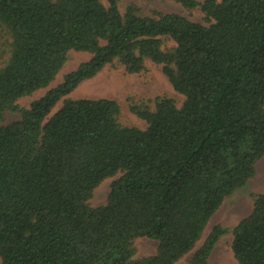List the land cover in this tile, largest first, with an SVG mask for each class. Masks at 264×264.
I'll return each instance as SVG.
<instances>
[{"label": "trees", "instance_id": "1", "mask_svg": "<svg viewBox=\"0 0 264 264\" xmlns=\"http://www.w3.org/2000/svg\"><path fill=\"white\" fill-rule=\"evenodd\" d=\"M199 9L138 13L123 0H0V264H176L264 157V0H173ZM168 41L173 45L167 46ZM71 51L91 57L55 80ZM162 67L181 104L68 98L108 65ZM61 107L53 114L55 106ZM117 176V177H116ZM107 200L90 204L113 178ZM216 225L187 264H209ZM239 264H264V192L233 228ZM157 242L136 257L137 238Z\"/></svg>", "mask_w": 264, "mask_h": 264}, {"label": "rangeland", "instance_id": "2", "mask_svg": "<svg viewBox=\"0 0 264 264\" xmlns=\"http://www.w3.org/2000/svg\"><path fill=\"white\" fill-rule=\"evenodd\" d=\"M202 1V0H200ZM134 4L138 13L147 16H154L155 12L178 13L193 21L203 22V13L199 9L188 10L173 0H123V6ZM167 46L173 45L168 41ZM91 55L87 52L71 51L55 80L49 87L39 90L30 96L19 100L22 107H30L31 102L43 96L50 88L63 82L65 74L76 69L82 62L87 61ZM171 97L178 104H181L183 96L175 91L167 76L163 73L162 67L151 61H147L146 67L139 73H128L122 65H108L99 71L93 78L83 81L68 98H112L119 102L120 122L123 125H134L140 128L146 126V122L139 118L130 109L131 104L148 106L154 108L155 100L158 97ZM63 99L55 106L52 113H55L62 105ZM20 119V114L8 111L0 126ZM117 177V176H116ZM113 178L106 179L95 190L90 201L92 206L103 204L110 193V185ZM264 192V157L256 164V174L247 184L227 197L221 207L210 219L201 239L196 247L176 264H187L190 257L203 244L209 232L216 226L221 225L227 232L216 243L210 257L209 264H239L233 249V228L244 217L249 215L254 206V195ZM137 249L136 257L151 255L156 252L157 242L149 238H137L135 240Z\"/></svg>", "mask_w": 264, "mask_h": 264}]
</instances>
